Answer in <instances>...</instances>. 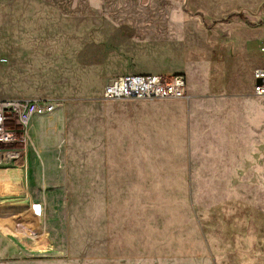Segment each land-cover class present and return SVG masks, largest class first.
I'll return each mask as SVG.
<instances>
[{
    "label": "rangeland",
    "instance_id": "rangeland-1",
    "mask_svg": "<svg viewBox=\"0 0 264 264\" xmlns=\"http://www.w3.org/2000/svg\"><path fill=\"white\" fill-rule=\"evenodd\" d=\"M257 68L264 0H0V100L54 104L33 138L44 221L3 229L24 241L0 264H264V154L198 153L213 126L264 151ZM177 74L185 100L101 99L111 78Z\"/></svg>",
    "mask_w": 264,
    "mask_h": 264
},
{
    "label": "crops",
    "instance_id": "crops-1",
    "mask_svg": "<svg viewBox=\"0 0 264 264\" xmlns=\"http://www.w3.org/2000/svg\"><path fill=\"white\" fill-rule=\"evenodd\" d=\"M111 79H109L108 81H110ZM199 109L200 107L198 106H193L190 109L192 129L193 123H197ZM249 112L255 114V110H253L252 107H250ZM43 117L44 116L35 117L28 128V143L26 145V155L24 161L20 163L16 162L11 165L0 166V183L4 181L8 173H13L14 177L21 183V185H19L20 189L17 190L15 188V193L12 195L0 193V217H4L9 214L16 216L24 213L26 214V216L29 215V217H31L30 219H33V214L31 212L32 207L34 205L40 206V222L31 223L29 225L31 228H36L42 224L47 209V203L46 206H44V209L41 205L42 199L38 182L40 179V174L44 176L45 174L47 175L48 172L44 170L42 165H40L39 167V172L37 161L34 158L35 154L37 157V148L35 147H38V144L36 142H33L34 137H36L38 134L40 137L42 134L39 124ZM244 125L242 124V126ZM242 130H244V128H242ZM208 136L211 137V139L206 141L204 149L202 150L200 148L198 150V153L205 154L207 161L216 163L219 162L220 164L232 163V169L246 170L247 168H251V159L254 158L255 161V159L260 158L261 155L264 154L263 149L259 145H256V147L252 140L247 141L244 133L240 134L238 132L237 134L234 133L232 135H225L224 133H222L221 127L216 128L215 126H213ZM199 147H201V145H199L198 148ZM40 161L41 159L38 158L39 164H41ZM225 168L229 167L226 166ZM23 181L25 186H23ZM21 235H24L21 231H16V233H8L0 228V259L12 258L21 252L20 241H24L22 240L23 237Z\"/></svg>",
    "mask_w": 264,
    "mask_h": 264
},
{
    "label": "built area",
    "instance_id": "built-area-1",
    "mask_svg": "<svg viewBox=\"0 0 264 264\" xmlns=\"http://www.w3.org/2000/svg\"><path fill=\"white\" fill-rule=\"evenodd\" d=\"M251 96L264 99V68L252 73ZM187 98L186 77L165 78L158 75H123L111 79L102 89L107 102L178 101ZM54 104L37 100L0 101V166L24 161L28 128L35 117L51 114ZM36 216L40 217V206ZM33 206V207H34Z\"/></svg>",
    "mask_w": 264,
    "mask_h": 264
},
{
    "label": "bare ground",
    "instance_id": "bare-ground-1",
    "mask_svg": "<svg viewBox=\"0 0 264 264\" xmlns=\"http://www.w3.org/2000/svg\"><path fill=\"white\" fill-rule=\"evenodd\" d=\"M49 115V114H48ZM46 116V115H45ZM39 152V151H38ZM21 185V183L14 177L13 173H8L4 179V181H2L0 183V193L1 194H8V195H12L14 194V189ZM23 186L24 185V181H23ZM24 188V187H23ZM22 190V189H21ZM25 190V189H24ZM17 193V192H16ZM46 200V199H45ZM2 207V206H1ZM8 210V209H6ZM13 211V210H12ZM18 211V210H17ZM32 212V209H31ZM28 215V214H27ZM32 215V214H31ZM25 216V217H24ZM20 214V215H11L9 214L8 216H4L0 218V228L3 229H7L11 224H14V226L16 227L15 229H21L22 226L24 227V221L23 218H26V221L28 222L29 220V215L26 216L25 214ZM19 219V220H18ZM13 228V227H12ZM42 231H43V236L46 238V236H48V230L46 228V224L42 227ZM43 243V242H42Z\"/></svg>",
    "mask_w": 264,
    "mask_h": 264
}]
</instances>
